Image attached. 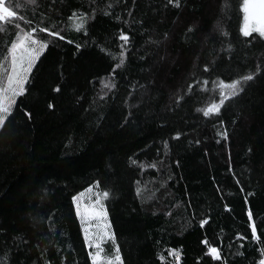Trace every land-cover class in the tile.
<instances>
[{
    "label": "trees",
    "instance_id": "1",
    "mask_svg": "<svg viewBox=\"0 0 264 264\" xmlns=\"http://www.w3.org/2000/svg\"><path fill=\"white\" fill-rule=\"evenodd\" d=\"M9 3L0 59L21 30L49 47L0 131V264H91L72 198L96 182L123 264H176L169 250L179 264H258L264 38L240 32L242 0ZM74 12L90 17L83 30ZM253 72L218 113L198 110L219 102L218 81Z\"/></svg>",
    "mask_w": 264,
    "mask_h": 264
},
{
    "label": "snow or ice",
    "instance_id": "2",
    "mask_svg": "<svg viewBox=\"0 0 264 264\" xmlns=\"http://www.w3.org/2000/svg\"><path fill=\"white\" fill-rule=\"evenodd\" d=\"M32 2L35 3V0H32ZM168 4L178 8L181 5V0H168ZM16 7L19 8L20 5L17 4ZM241 9L244 13V23L240 28L242 35L251 37L253 33H256L259 37L264 38V0H242ZM16 18H18L17 13L13 10L11 3L6 6L5 0H0V24ZM89 18L87 15L74 12L68 20L75 21V30L80 31L85 28ZM16 27L19 28V25H16ZM36 31V28H32L31 31L21 30L18 32L16 38L7 48L6 55L0 59V131L6 130L8 124L11 123L14 107L17 105V98L24 96L28 91L26 85L30 83V73L33 72V67L40 59L41 54L49 47L47 40L39 39L34 35ZM39 31L52 37H59L61 40L64 39L60 33L46 27L40 28ZM188 31L191 32L192 28L189 27ZM119 40L122 41L119 54L120 63L116 67H120L124 63V45L129 42V36L121 32ZM76 48L79 49L80 45L77 44ZM258 70L259 68H257ZM205 71H207V68ZM254 78H256L255 72L240 75L238 78L231 79L229 83L224 80H220L218 83L214 82L217 83L220 90L219 102L211 103L206 108L198 110H202L203 115L206 117L218 113L225 100L238 96L244 90L243 86ZM204 83L207 84L208 82L204 81ZM108 86L105 85V87ZM60 90L59 87L54 89L56 92ZM48 108H53V104L49 103ZM25 115L30 118V113H25ZM179 135L177 133L176 138ZM94 188H99L98 182L72 198L76 207V215L80 218L83 226L85 244L91 249L88 252V257L91 264H123L121 250L116 245L114 234L110 231L111 225L107 222V213L102 203L104 199L109 197V192L107 190L94 192ZM93 196H95V199H93ZM248 218L250 221L252 220L251 211L248 213ZM204 223L206 221L202 220L201 226ZM252 239L254 241L259 239L257 228L254 225L252 226ZM109 241L113 247L109 252H106L104 245ZM203 243L207 244V241L205 240ZM208 254L215 260L221 259L219 249L215 246L208 248ZM169 255L174 256L176 264H179V250H169ZM261 255L264 256V252ZM161 260H163V257H161ZM258 264H264V258L259 259Z\"/></svg>",
    "mask_w": 264,
    "mask_h": 264
},
{
    "label": "rangeland",
    "instance_id": "3",
    "mask_svg": "<svg viewBox=\"0 0 264 264\" xmlns=\"http://www.w3.org/2000/svg\"><path fill=\"white\" fill-rule=\"evenodd\" d=\"M242 10V9H241ZM243 23H244V13H243V11H242V20H241V25H240V28L242 27V25H243ZM254 34H256V33H254ZM256 35H258V34H256ZM259 36V35H258ZM219 100H220V97H219ZM96 191H98V189L97 188H94V192H96ZM93 199H95V196H93ZM102 203H103V201H102ZM75 206V205H74ZM103 206H104V204H103ZM104 209H105V206H104ZM75 211H76V207H75ZM106 211V210H105ZM78 217V216H77ZM78 220L80 221V224H81V220H80V218L78 217ZM107 222H108V218H107ZM93 223H95V222H93ZM109 223V222H108ZM81 228H82V232H83V226H82V224H81ZM110 231H111V229H110ZM112 233V232H111ZM83 236H84V232H83ZM85 240V239H84ZM87 246V245H86ZM87 248H88V250L90 251L91 249L87 246ZM261 258H264V256H262Z\"/></svg>",
    "mask_w": 264,
    "mask_h": 264
}]
</instances>
